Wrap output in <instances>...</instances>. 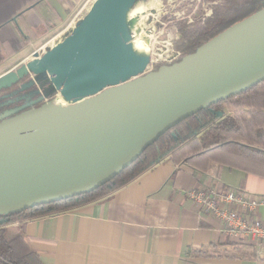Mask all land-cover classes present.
<instances>
[{"label": "water", "instance_id": "1", "mask_svg": "<svg viewBox=\"0 0 264 264\" xmlns=\"http://www.w3.org/2000/svg\"><path fill=\"white\" fill-rule=\"evenodd\" d=\"M138 1L95 0L16 78H0L3 88L32 75L21 90L58 92L66 103L0 121L1 216L106 184L182 120L264 81V8L178 62L145 72L149 56L133 51L127 22Z\"/></svg>", "mask_w": 264, "mask_h": 264}, {"label": "crops", "instance_id": "2", "mask_svg": "<svg viewBox=\"0 0 264 264\" xmlns=\"http://www.w3.org/2000/svg\"><path fill=\"white\" fill-rule=\"evenodd\" d=\"M90 1L0 0V76L25 53L48 49L38 47L42 38L57 32L54 44L61 41ZM205 166L167 156L107 197L26 222L22 236L43 264H264V251L223 234L186 196L199 184L264 195V169ZM256 217L264 221L263 208Z\"/></svg>", "mask_w": 264, "mask_h": 264}, {"label": "trees", "instance_id": "3", "mask_svg": "<svg viewBox=\"0 0 264 264\" xmlns=\"http://www.w3.org/2000/svg\"><path fill=\"white\" fill-rule=\"evenodd\" d=\"M219 1L203 23L192 27L183 22L178 24L182 39L178 49L183 56L194 53L231 25L264 8V0ZM224 105L230 110L229 114L225 113ZM22 111L19 108L11 116ZM173 155L201 171L208 162L245 171L264 169V81L182 120L106 184L79 196L0 215V264H43L22 236L26 222L107 197L161 159ZM13 224L17 226L12 227Z\"/></svg>", "mask_w": 264, "mask_h": 264}, {"label": "rangeland", "instance_id": "4", "mask_svg": "<svg viewBox=\"0 0 264 264\" xmlns=\"http://www.w3.org/2000/svg\"><path fill=\"white\" fill-rule=\"evenodd\" d=\"M148 1L153 2L155 7L151 9H144L142 16L132 15V18L130 17L129 20L127 19V22L130 31L131 28L135 27L133 33L131 32V40L132 37L134 39V37H138L140 35L139 37L144 40L148 46L147 55L149 56V59L152 60V64L149 65V72L154 71L160 65H169L176 62V60L183 56L182 52L178 49V46L182 41L181 34L178 29L179 23L183 22L188 27L201 24L206 17H209L212 14L213 6L220 3L219 0H139L131 9L133 10L135 7H144L149 3ZM91 2L92 0L85 6L87 11L84 8L82 9L84 11L81 12V8H77L80 9L79 18L82 19L86 15ZM56 34L57 32L42 38L38 43V47L46 43L49 48L53 46ZM136 34L138 36H136ZM33 52L34 50H31L25 53L23 57H33ZM23 57L14 62L11 67L4 69L2 72L14 67L21 69L23 65L17 67L16 64L22 60ZM174 58H176L175 61H173ZM12 71L13 70L11 69L3 75L8 73L11 74L13 73ZM26 91L27 93L34 94L36 90L35 87H31ZM18 93V87L15 83L8 84L4 88L0 89V94L18 98V100L13 102L14 106L22 105V99H19Z\"/></svg>", "mask_w": 264, "mask_h": 264}, {"label": "built area", "instance_id": "5", "mask_svg": "<svg viewBox=\"0 0 264 264\" xmlns=\"http://www.w3.org/2000/svg\"><path fill=\"white\" fill-rule=\"evenodd\" d=\"M44 51L42 50V53ZM150 64H152V60L149 61L145 72H149ZM29 79H33V76L29 75ZM39 94L41 97L39 105L43 103L57 104V98H61L58 92L47 97ZM35 105H32L31 102L30 108L36 107ZM186 196L194 208L221 224L223 234L242 244L253 245L257 254L260 253L259 251H264V221L256 217L258 210L264 209V195H249L225 185L199 184L187 191Z\"/></svg>", "mask_w": 264, "mask_h": 264}, {"label": "flooded vegetation", "instance_id": "6", "mask_svg": "<svg viewBox=\"0 0 264 264\" xmlns=\"http://www.w3.org/2000/svg\"><path fill=\"white\" fill-rule=\"evenodd\" d=\"M18 71H19V69H17V68L14 71H12L13 72L11 74L12 76L10 75L9 78H7V80L10 79L11 77L16 78L17 77L16 74L19 73ZM28 80H31V79H29V76L26 75V76L22 77L21 79H18L17 81L14 82L16 84V86L18 87V92H19L18 96H19V99H22V105L14 106L13 102L18 100V98L13 97V96H5L4 94H0V120L17 113L19 111V108H22L23 110L30 108L31 102H34L35 100H38L40 98V94L37 93L35 86H32V87H35V90H36L34 94L33 93H27L26 90L23 91L20 89V86L23 83L27 82ZM11 84H13V83H11ZM0 89H2V88H0ZM39 104L40 103L36 104L35 106H39Z\"/></svg>", "mask_w": 264, "mask_h": 264}, {"label": "bare ground", "instance_id": "7", "mask_svg": "<svg viewBox=\"0 0 264 264\" xmlns=\"http://www.w3.org/2000/svg\"><path fill=\"white\" fill-rule=\"evenodd\" d=\"M149 2V1H148ZM147 2V3H148ZM142 4V3H141ZM137 6V5H136ZM155 7V4L153 2H149L146 6L144 7H138V8H134L133 10L131 9L128 14H127V19L129 20V18L132 16V15H135V16H142V13H143V10L144 9H151V8H154ZM133 13V14H132ZM132 18V17H131ZM137 21V20H136ZM139 26V25H137ZM135 28V27H134ZM134 28H131V32L133 33V30ZM141 33V32H140ZM139 33V34H140ZM135 35V34H134ZM136 36H138L136 34ZM140 36V35H139ZM132 37V40H131V46H132V49L135 53L141 55V56H146L148 54V46L147 44L144 42V40H142L140 37ZM146 37V36H145ZM144 38V37H143ZM57 104L58 105H61V106H65L66 103L60 98L58 97L57 100H56Z\"/></svg>", "mask_w": 264, "mask_h": 264}]
</instances>
